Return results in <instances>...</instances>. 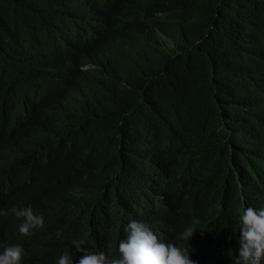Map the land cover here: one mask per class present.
Segmentation results:
<instances>
[{"label":"trees","instance_id":"trees-1","mask_svg":"<svg viewBox=\"0 0 264 264\" xmlns=\"http://www.w3.org/2000/svg\"><path fill=\"white\" fill-rule=\"evenodd\" d=\"M262 143L264 0H0V251L23 264L116 256L131 219L217 263L236 186L264 199Z\"/></svg>","mask_w":264,"mask_h":264},{"label":"clouds","instance_id":"clouds-1","mask_svg":"<svg viewBox=\"0 0 264 264\" xmlns=\"http://www.w3.org/2000/svg\"><path fill=\"white\" fill-rule=\"evenodd\" d=\"M231 140H238L237 134ZM249 139V136L246 138ZM245 177L237 174L236 184ZM238 220L235 247L229 249L226 255H220L214 264H264V199L260 202H250L246 189L237 188ZM10 211L15 217L22 218L18 225L19 233L24 236L43 227L44 217L34 213L32 207H15ZM127 220L128 217H125ZM124 219V220H125ZM194 231L187 229L183 238L189 240ZM124 236L117 244L118 255H106L104 251H93L84 247L83 239L72 240L76 251L84 253L75 264H198L192 259L191 251L165 238L144 219H131L123 226ZM24 249L20 244H12L0 251V264H23ZM55 264H74L73 252L64 251L56 259Z\"/></svg>","mask_w":264,"mask_h":264},{"label":"bare ground","instance_id":"bare-ground-1","mask_svg":"<svg viewBox=\"0 0 264 264\" xmlns=\"http://www.w3.org/2000/svg\"><path fill=\"white\" fill-rule=\"evenodd\" d=\"M92 5V4H91ZM92 7V6H91ZM96 7V6H95ZM101 7V6H100ZM261 131H256V132H254L253 133V135H254V137H255V139L256 140H258L259 142H261L262 141V137H261ZM263 145H264V143H262ZM170 171V170H169ZM245 175H247V174H245ZM4 187H6V185H4ZM12 189V188H11ZM9 191H10V188L8 187H6V189L4 190V195H6L7 193H9ZM9 246V245H8Z\"/></svg>","mask_w":264,"mask_h":264}]
</instances>
